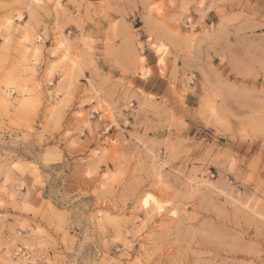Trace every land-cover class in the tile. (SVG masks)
I'll use <instances>...</instances> for the list:
<instances>
[{
    "label": "rangeland",
    "instance_id": "obj_1",
    "mask_svg": "<svg viewBox=\"0 0 264 264\" xmlns=\"http://www.w3.org/2000/svg\"><path fill=\"white\" fill-rule=\"evenodd\" d=\"M0 264H264V0H0Z\"/></svg>",
    "mask_w": 264,
    "mask_h": 264
},
{
    "label": "snow or ice",
    "instance_id": "obj_2",
    "mask_svg": "<svg viewBox=\"0 0 264 264\" xmlns=\"http://www.w3.org/2000/svg\"><path fill=\"white\" fill-rule=\"evenodd\" d=\"M148 199L151 200L152 198L149 197ZM147 203H148V201L146 200V201H145V205H147ZM157 207H159V205H158ZM161 210H162V209H161Z\"/></svg>",
    "mask_w": 264,
    "mask_h": 264
},
{
    "label": "bare ground",
    "instance_id": "obj_3",
    "mask_svg": "<svg viewBox=\"0 0 264 264\" xmlns=\"http://www.w3.org/2000/svg\"><path fill=\"white\" fill-rule=\"evenodd\" d=\"M60 2V1H59ZM74 63H76V61L74 62ZM76 66V65H75ZM158 206V205H157ZM160 207V206H159ZM159 207H157V208H159Z\"/></svg>",
    "mask_w": 264,
    "mask_h": 264
}]
</instances>
